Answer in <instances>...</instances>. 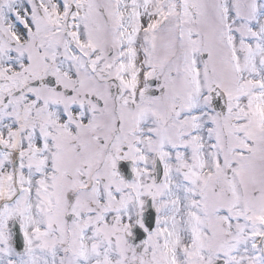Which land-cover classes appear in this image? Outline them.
<instances>
[{
	"label": "snow or ice",
	"instance_id": "6c2138e0",
	"mask_svg": "<svg viewBox=\"0 0 264 264\" xmlns=\"http://www.w3.org/2000/svg\"><path fill=\"white\" fill-rule=\"evenodd\" d=\"M0 264H264V0H0Z\"/></svg>",
	"mask_w": 264,
	"mask_h": 264
}]
</instances>
